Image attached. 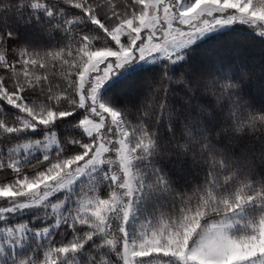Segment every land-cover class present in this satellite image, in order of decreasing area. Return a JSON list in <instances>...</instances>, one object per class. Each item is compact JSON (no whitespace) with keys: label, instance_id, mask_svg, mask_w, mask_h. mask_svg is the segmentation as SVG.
I'll use <instances>...</instances> for the list:
<instances>
[{"label":"snow or ice","instance_id":"6c2138e0","mask_svg":"<svg viewBox=\"0 0 264 264\" xmlns=\"http://www.w3.org/2000/svg\"><path fill=\"white\" fill-rule=\"evenodd\" d=\"M0 264H264V0H0Z\"/></svg>","mask_w":264,"mask_h":264},{"label":"trees","instance_id":"16d2710c","mask_svg":"<svg viewBox=\"0 0 264 264\" xmlns=\"http://www.w3.org/2000/svg\"><path fill=\"white\" fill-rule=\"evenodd\" d=\"M9 24L12 26L16 32H17V37L19 42H37L40 37L38 34V29L36 28L35 24H28V25H19L14 17H9ZM215 36V34H212ZM247 36L252 39V40H257L258 38L255 36L254 33L248 32ZM259 48L260 45L256 44L254 45V51L250 54V59L255 58L259 59ZM143 67H151V65H144ZM252 94L256 97L257 100L260 99V92L259 89H252L251 90ZM70 119V118H69ZM29 216L22 217V219H29Z\"/></svg>","mask_w":264,"mask_h":264}]
</instances>
